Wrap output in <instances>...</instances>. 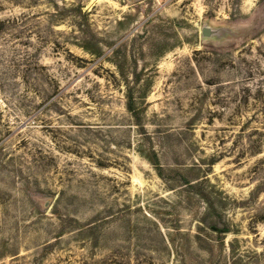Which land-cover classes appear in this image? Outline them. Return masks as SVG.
<instances>
[{"label": "rangeland", "instance_id": "1", "mask_svg": "<svg viewBox=\"0 0 264 264\" xmlns=\"http://www.w3.org/2000/svg\"><path fill=\"white\" fill-rule=\"evenodd\" d=\"M0 264H264V0H0Z\"/></svg>", "mask_w": 264, "mask_h": 264}, {"label": "water", "instance_id": "2", "mask_svg": "<svg viewBox=\"0 0 264 264\" xmlns=\"http://www.w3.org/2000/svg\"><path fill=\"white\" fill-rule=\"evenodd\" d=\"M213 29L209 25H202L201 26V33L203 35H210Z\"/></svg>", "mask_w": 264, "mask_h": 264}]
</instances>
